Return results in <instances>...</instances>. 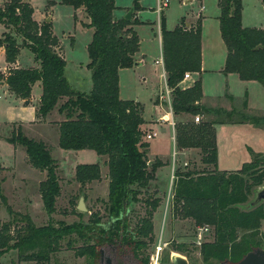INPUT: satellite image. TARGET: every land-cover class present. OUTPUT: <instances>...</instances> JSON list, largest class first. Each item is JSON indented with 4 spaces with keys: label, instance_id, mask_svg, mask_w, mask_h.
<instances>
[{
    "label": "trees",
    "instance_id": "trees-1",
    "mask_svg": "<svg viewBox=\"0 0 264 264\" xmlns=\"http://www.w3.org/2000/svg\"><path fill=\"white\" fill-rule=\"evenodd\" d=\"M137 1L134 0L132 5L134 11L140 10ZM60 5L75 11L81 9L88 19L83 27L93 30L87 45L91 91L79 93L71 89L64 73L63 48L53 34L51 22L39 24L33 18L32 5L24 0H10L0 7V24L9 30L0 40V47L5 49L8 65L15 63L20 50L25 48L32 52L38 67L14 68L3 82L16 98L23 101H29L33 86L41 83L35 117L44 120L56 109L65 118L55 123L58 147L64 151L92 150L106 158L108 194L105 212L115 222L102 228L100 219L94 217L86 226L50 222L37 227L28 215L13 211L0 195V202L10 218L0 224V264L2 255L9 251L18 252L19 259L25 262L48 264L52 254L60 249L61 242L71 235L83 242L75 254L87 257L88 264H99L100 250L109 246L116 247L119 254H129L142 264H149L150 256L145 251L155 239L153 214L161 200L152 196L140 199L139 196L147 191L163 165L157 159L149 163L143 108L139 102L119 98L118 81L119 70L131 69L136 64L135 55L140 46L133 25L139 22L116 19L115 0H60ZM218 6L221 10L218 17L220 33L227 52L222 73L237 74L242 81H258L264 85V29L242 25V0H220ZM159 28L172 113L193 117L220 114L200 106L203 98L201 79L191 87H179L185 73H201L200 22L196 28L178 25L174 30H168L162 15ZM216 124L219 123L207 120L197 124L193 121L175 123L176 148L199 149L201 164L206 169L201 174L194 170L175 172L172 212L180 219L193 220L196 226L213 228V241L199 247L205 263L211 260L235 264L259 247L257 230L264 220V208L259 205L241 209L240 205L247 201L253 186L263 183L264 170L252 172L255 164L251 163L244 164L234 173L220 172L216 164ZM11 135L8 142L23 147L26 163L46 173L45 180L39 183V194L44 212L51 216L56 212V200L60 195L56 161L43 142L27 138L20 128L14 129ZM75 168V181L82 186L101 179L97 164ZM142 200L150 209L132 227L128 213ZM240 232H243L241 236ZM72 243L69 240L68 249ZM184 247V244H174L173 251L184 253Z\"/></svg>",
    "mask_w": 264,
    "mask_h": 264
},
{
    "label": "rangeland",
    "instance_id": "rangeland-1",
    "mask_svg": "<svg viewBox=\"0 0 264 264\" xmlns=\"http://www.w3.org/2000/svg\"><path fill=\"white\" fill-rule=\"evenodd\" d=\"M24 1L29 2L34 8L33 18L39 24L47 21V19H51L53 34L58 38L61 48H63L66 62L64 73L71 89L79 93H89L92 89V81L91 71L87 68V63L89 62L87 45L91 40L93 31L82 26L83 23L87 22V18L69 6L52 4L54 1L59 2L60 0ZM117 2L118 4H127L130 1L117 0ZM145 2L147 5L152 4L155 6V0H145ZM0 5L3 7L4 3H0ZM243 8L242 25L245 28L264 29V3L262 5V0H244ZM115 12L116 15L120 14L118 11ZM124 12L126 13L127 11ZM163 17L165 18V26L167 28L180 25L181 21L187 26L192 19L189 10L180 9L179 1L176 0L169 1V7L164 9ZM153 18H155V15H153ZM1 31L0 27V35ZM1 37L0 40L3 39V35ZM205 41L208 58L210 57L216 61L221 50L214 41L212 29L209 30ZM18 63L21 67L28 69L31 66H38L32 52L25 48L20 52ZM0 64H4V60L1 57ZM160 72V66L154 62H149V65L139 68L137 72L121 71L119 73V97L130 101L138 99L144 104L141 103V106L142 108L145 106V113L147 115L151 104L155 103V101L159 102L161 100L164 102V106L167 105V102L162 100L161 97L157 96V99L152 97L158 90H164V80L160 79ZM7 74L8 72L3 73L0 71V82L6 78ZM142 78H145L146 81H143ZM246 87L247 89L245 90H242L240 87H232V93L230 91L229 93L226 92L225 96L221 94L222 97L220 99L214 100L219 107L229 104L231 109H233L232 112H227L231 116L224 112L216 117V120H223L225 122L231 120L237 124L246 123L248 125L237 130L227 128L228 126L216 127L215 139L216 147L218 148L217 153H219L216 163L217 169L222 171L228 170L226 171L227 173L237 172L244 164L251 163L255 164V167L251 170L252 172L256 173V171L261 172L264 170V85L261 82L254 81L246 85ZM209 89L211 87L207 86L206 95ZM245 92L249 95V103L252 107L250 110H247L246 106L243 107L241 103L231 100V97L236 98L238 96L243 98V93ZM40 94L41 87L36 84L31 94V103L26 105L9 94L4 87H0V195L5 198L6 204L13 211L28 215L37 227L46 226L50 222L54 225L81 223L86 226L89 220L94 217L100 219V226L102 228L112 226L115 220L112 221L113 219L105 212L108 194V167L106 166V158L98 156L92 150H61L58 147L59 134L55 123L62 122L65 118L58 115L55 109L48 113L47 118L43 121L35 123L34 109L38 105ZM169 96L170 101H172L171 90ZM206 100L210 101L209 95H207ZM187 115L190 121H194L196 117L200 118V122L206 120L200 115L195 117ZM175 123L177 122L175 121ZM17 128H20L22 134L27 138L43 142L51 151V155L56 161L60 195L56 200V212L51 216L46 215L44 212L39 194V183L45 180L46 173L26 164L25 157L27 158V155L23 147L19 145L13 146L7 140L12 136L11 134L14 129L16 131ZM170 134L172 136V133ZM152 145L154 148H157L155 150H160L164 156H167L169 165L172 167L170 175L166 180L158 182L154 180L147 191H143L139 196L140 199L152 196L153 198L158 197L161 200L153 214V235L155 239L147 247L146 254L151 258L159 240L162 239L163 242L167 243V246L161 255L160 264L169 263L174 254L184 257L188 264H219L211 260L205 263L200 255V246L194 244V239L199 233L198 229L203 227L196 226L191 219H180V217H177L172 212L173 179L179 167L177 161L176 164L174 163L177 158V151L173 148L172 138L168 139V137H164L162 139L160 136H155L152 140ZM233 148H235L233 152L235 154L232 155L229 153V150ZM198 155L197 152L189 155V166L186 168L181 167L179 170L188 168L189 171L194 170L196 174L205 172L206 167L200 164ZM84 164H97L100 167V181L86 183L84 186L75 181L76 165ZM262 187H264V181L261 185L253 186L247 201L240 205V208H248V205L255 198L254 193ZM155 191L156 193H154ZM80 199L84 203L85 212L77 210ZM259 205L264 208V203ZM149 209L143 200L133 205L131 208L132 212L128 213L131 226L134 227L137 221L144 217L146 211ZM9 219L5 206L0 202V224L8 222ZM206 227L208 228L205 234L206 243L212 242L214 238L213 228L209 225H206ZM242 233L240 232L239 236ZM257 233L258 248L264 250V220L261 221ZM69 240H72L73 243L72 247L68 249L67 243H69ZM174 244H184L186 252L178 253L173 251ZM81 246H83V242L78 237L75 235L69 236V238L61 242L60 249L52 254L48 264H88L87 257H77L75 254ZM1 264L34 263L22 261L19 259L18 252L9 251L2 255Z\"/></svg>",
    "mask_w": 264,
    "mask_h": 264
},
{
    "label": "crops",
    "instance_id": "crops-1",
    "mask_svg": "<svg viewBox=\"0 0 264 264\" xmlns=\"http://www.w3.org/2000/svg\"><path fill=\"white\" fill-rule=\"evenodd\" d=\"M9 1L10 0L0 1V3L6 4ZM129 1L130 2H127V4H121V3L118 4L117 0H115V6L117 9L114 10V17L116 19L124 18L126 16L125 14L130 11L134 0H129ZM137 2L139 4L140 10L139 11L133 10L131 19H134V20L139 22L137 25H133V28L135 29V31L137 32L138 37H139L140 49H139V52L135 55L136 62L139 63V65L133 66V68H131V69L119 70L118 81H119V73L121 71L127 70L130 72H137V70L139 68H143V67L149 65V62H154V60H157L160 57H162L161 30L159 28V24H160V17L163 15L164 9L169 7V3L166 6V8H163L160 10L159 9V6H160L159 3H162L161 0H155V6H153L152 4L147 5L145 0H138ZM219 2H220V0H183L182 2H179V8L189 10V14L192 16V19H191V22L189 25L185 26L182 23V21H181L180 25H182L185 28L190 29V28H196L197 23L200 22V27L202 28L201 42H200V44H201V58H200L201 73L200 74H191L190 81H186L184 84L179 85V87L182 89H185L187 87H191L195 81L201 79V90H202L203 98L200 102V106L205 107L207 109L215 110V111H218L221 113H224V112L230 113L233 111V109H231V106L229 104H226L225 106L219 107L218 104H216V102L214 100H216L217 98L220 99L222 97L221 94H223V95L227 94L226 92L229 93V91H230L232 93V87H236V88L240 87V88H242V90H245V89H247L246 85L252 83L253 81H242L237 76V74L236 75L235 74H223L221 71L224 64H225V61H226L225 58H226L227 52H226V47L222 41L221 33H220V26H219L218 17L220 15L221 10L219 9V6H218ZM263 3H264V0H262V5H263ZM55 4H60V1L59 2L54 1V5ZM243 6H244V0H242V8H243ZM0 7H1V5H0ZM243 10H244V8H243ZM76 11H78L79 13H82L86 17V15L81 11V9L76 10ZM115 11L120 12V14L116 15ZM124 11H127V12L125 13ZM153 15H155V18H153ZM242 20H243V11H242ZM49 21L51 22V19H49ZM87 23H88V19H87V22L83 23V24H87ZM83 24H82V26H83ZM51 25H52V22H51ZM0 27L2 29L1 35H4L5 33H9V30L6 29L4 27V25L0 24ZM166 28H167V26H166ZM175 28H176V26H174L172 28H167V29L168 30H174ZM86 29H88V28H86ZM210 29L213 30L214 41H215V43L218 44V47L221 50L220 55L216 59L217 62L210 57L208 58V55L206 53L207 44H206L205 39L208 36ZM89 30H92V29H89ZM1 35H0V38H2ZM92 35H93V33H92ZM91 39H92V37H91ZM21 50H20V52H21ZM157 52H158V54H157ZM0 57L4 60V64H0V71L3 73L8 72V74H9V71L14 69V68L28 69V68H23L19 65V63H18V57L19 56L17 57V60L15 63H13L12 65H8L5 62V49H3V47H0ZM31 67H38V66H31ZM160 75H161V72L159 74V77L161 79ZM142 80L146 81L145 78H142ZM36 84H38L39 87H41V83L37 82ZM230 84H231V86H230ZM207 86L211 87V89H209L208 93H207V95H209V97H210L209 102L206 100L207 95L205 93ZM0 87H4L9 94H11L12 96L15 97V95L9 91L8 86L6 84H4L3 81L0 82ZM164 87H165V82H164ZM32 91H33V88H32ZM161 92H162L161 89L158 90L157 92H155L152 95V97L157 99V96H159ZM119 93H120V88H119ZM31 94H32V92H31ZM243 94H244L243 98L237 96L236 98L231 97V100L232 101L234 100L235 102L241 103V105L243 107H244V102H246V108H247V110H250V108H252V107L249 103V100H250L249 95L246 92ZM30 98H31V95H30ZM16 99H18V98H16ZM18 100L22 101L23 103L26 102V101H23L20 99H18ZM134 101L139 102L140 104L142 103L138 99H134ZM30 103H31V99H29V104ZM38 103H39V99H38ZM163 103L164 102L161 100H159V102L155 101V103H152L150 108H149L148 115L145 113V106H143V117L145 120L144 128L146 129V131H150V132H147V134L155 132L157 134L156 136H160L162 139L164 137H168V139L170 137L172 138L173 148H175L177 151V158L175 159L174 163L176 164V161H177L178 166H179L178 170L181 169V167L186 168L187 166H189L188 165L189 155H191L193 152H197L199 154L198 156H199V161L201 164V153H200L199 149L187 148L184 150H178L175 146V136H176V131L174 130L175 121L177 123H186V122H191L192 120L190 121L188 119L189 117L187 114L186 115L182 114V115H177V116L174 115V113H172V111H171V108H169V105L167 104L164 106ZM35 110H36V108L34 109V117H35ZM220 114H217V115L216 114H205L203 117L207 121H213V122L219 123V124L214 125V129H216V127H218V126L219 127L228 126L227 128L237 130L238 128L248 126L246 123L245 124H243V123L237 124L231 120L229 122H225L223 120H216V117L220 116ZM41 121H43V120H37L36 119L35 123L36 122L39 123ZM172 122H173V126L171 125ZM199 122H200V120H199ZM194 123H196V122H194ZM170 133H172V136ZM152 140L148 143L149 147L147 148L148 149L147 158H148L149 163H153V161L156 159L162 163L163 166L160 167L155 174V181L156 182L164 181L170 175V171H171L172 166L169 165V160L167 159V156H164L160 150H155L157 148H154V146L152 145ZM234 149L235 148L229 150V153L232 155L235 154V153H233L235 151ZM168 155H169V153H168ZM218 155H219V153H217V159H218ZM25 160H26V157H25ZM25 163H26V161H25ZM170 163H171V161H170ZM202 166L206 167L203 164H202ZM187 170H188V168L180 170V171L186 172ZM219 171H222V170L219 169ZM225 171H228V170H225ZM161 173H162V175H160Z\"/></svg>",
    "mask_w": 264,
    "mask_h": 264
},
{
    "label": "built area",
    "instance_id": "built-area-1",
    "mask_svg": "<svg viewBox=\"0 0 264 264\" xmlns=\"http://www.w3.org/2000/svg\"><path fill=\"white\" fill-rule=\"evenodd\" d=\"M168 3H169L168 0L162 1V3L159 6V9L161 10L163 8H166ZM154 62H155L156 65L160 66V68H161V75L160 76H161V79H163L164 82H165L164 90L160 93L159 97H161L162 100L166 101L167 104L169 105V108H171V101H170V96H169L170 90H169V88L167 87V84H166L167 79H166V75H165V71H164V62L162 60V57H160L159 59L155 60ZM190 78H191V74L190 73H185V75L183 76V81L180 83V85L184 84L186 81H190ZM194 121L196 123H198L199 122V118L196 117L194 119ZM171 125L173 126V122L171 123ZM156 135L157 134L155 132L146 134L145 135V140L147 142L151 141ZM207 230H208L207 227L206 228L203 227V228H199L198 229L199 233L196 235V237L194 239V244L195 245L201 246V244L206 243L205 234H206ZM166 246H167V243L163 242L162 239L159 240L157 246L155 247L154 254L150 258L149 264H160L161 255H162L163 250H164V248Z\"/></svg>",
    "mask_w": 264,
    "mask_h": 264
},
{
    "label": "water",
    "instance_id": "water-1",
    "mask_svg": "<svg viewBox=\"0 0 264 264\" xmlns=\"http://www.w3.org/2000/svg\"><path fill=\"white\" fill-rule=\"evenodd\" d=\"M133 8L131 7L130 11L126 14L124 17L125 20L130 21L132 17ZM49 19H47V22ZM139 65V63L136 62L135 66ZM26 105L29 104V101L25 102ZM254 200L248 205V208H255L259 204L264 203V187L257 189V191L254 193ZM77 210L79 212H85L86 209L84 207V203L82 202V199L79 200V204L77 206ZM166 264H188L187 260L177 254H174L171 258V261ZM222 264H228L227 262H224ZM235 264H264V250L263 249H257L251 252H248L246 255H244L241 260Z\"/></svg>",
    "mask_w": 264,
    "mask_h": 264
},
{
    "label": "flooded vegetation",
    "instance_id": "flooded-vegetation-1",
    "mask_svg": "<svg viewBox=\"0 0 264 264\" xmlns=\"http://www.w3.org/2000/svg\"><path fill=\"white\" fill-rule=\"evenodd\" d=\"M114 246L105 247L100 250L99 264H142L129 254H119Z\"/></svg>",
    "mask_w": 264,
    "mask_h": 264
}]
</instances>
